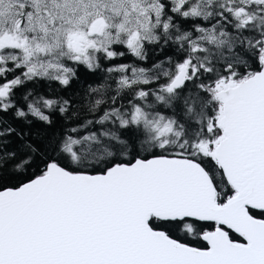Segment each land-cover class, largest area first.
<instances>
[{"label": "snow or ice", "instance_id": "1", "mask_svg": "<svg viewBox=\"0 0 264 264\" xmlns=\"http://www.w3.org/2000/svg\"><path fill=\"white\" fill-rule=\"evenodd\" d=\"M0 264H264V0H0Z\"/></svg>", "mask_w": 264, "mask_h": 264}, {"label": "trees", "instance_id": "2", "mask_svg": "<svg viewBox=\"0 0 264 264\" xmlns=\"http://www.w3.org/2000/svg\"><path fill=\"white\" fill-rule=\"evenodd\" d=\"M173 50L172 49H166L165 51L161 52L160 50H155L152 51L151 49L149 50V59L147 62L142 63V66L144 67H150L153 63L162 60L165 58V56H170L173 55ZM132 57L129 56L126 59L120 61V62H130L132 61ZM81 80L86 81L84 83H80V84H76L74 83L72 86V89L70 90V92L73 93L74 98H76L78 96V94L82 93L83 89L87 87L88 84H95L98 83L99 80L97 79V77L94 76H90V75H86V74H82L81 76ZM42 91H46L47 89L45 87H41ZM65 96L68 95V93H63ZM191 238H189L190 241ZM200 244H202V242H198Z\"/></svg>", "mask_w": 264, "mask_h": 264}]
</instances>
